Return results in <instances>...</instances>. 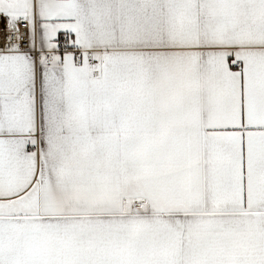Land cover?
<instances>
[{
  "label": "snow or ice",
  "instance_id": "6c2138e0",
  "mask_svg": "<svg viewBox=\"0 0 264 264\" xmlns=\"http://www.w3.org/2000/svg\"><path fill=\"white\" fill-rule=\"evenodd\" d=\"M0 264H264V0H0Z\"/></svg>",
  "mask_w": 264,
  "mask_h": 264
}]
</instances>
